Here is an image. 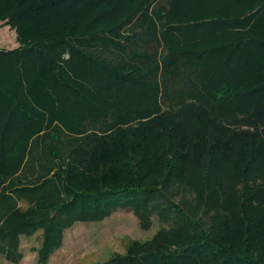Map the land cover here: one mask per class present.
I'll return each mask as SVG.
<instances>
[{
    "label": "trees",
    "instance_id": "16d2710c",
    "mask_svg": "<svg viewBox=\"0 0 264 264\" xmlns=\"http://www.w3.org/2000/svg\"><path fill=\"white\" fill-rule=\"evenodd\" d=\"M0 26L1 257L128 208L156 231L102 264H264V0H0Z\"/></svg>",
    "mask_w": 264,
    "mask_h": 264
},
{
    "label": "rangeland",
    "instance_id": "374dc122",
    "mask_svg": "<svg viewBox=\"0 0 264 264\" xmlns=\"http://www.w3.org/2000/svg\"><path fill=\"white\" fill-rule=\"evenodd\" d=\"M166 3V0H159ZM0 46L12 49L17 46L15 33L0 26ZM64 58H68L65 54ZM156 224L143 231L137 218L127 209H117L100 222H77L64 233L63 244L48 264H102L112 253H124L129 239H148L156 231ZM40 232L23 237L19 246L23 258L17 264H36L34 248L40 244ZM0 264H14L0 256Z\"/></svg>",
    "mask_w": 264,
    "mask_h": 264
},
{
    "label": "crops",
    "instance_id": "0c3cea01",
    "mask_svg": "<svg viewBox=\"0 0 264 264\" xmlns=\"http://www.w3.org/2000/svg\"><path fill=\"white\" fill-rule=\"evenodd\" d=\"M33 236H34V235H33ZM31 237H32V236H31ZM22 238H23V237H21L20 240H21ZM27 238H29V237H27ZM20 246H21V242H20Z\"/></svg>",
    "mask_w": 264,
    "mask_h": 264
}]
</instances>
